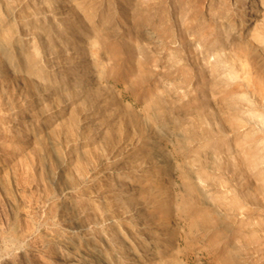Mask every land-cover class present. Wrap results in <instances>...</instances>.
Segmentation results:
<instances>
[{
    "label": "rangeland",
    "instance_id": "rangeland-1",
    "mask_svg": "<svg viewBox=\"0 0 264 264\" xmlns=\"http://www.w3.org/2000/svg\"><path fill=\"white\" fill-rule=\"evenodd\" d=\"M257 27L251 0H0V264H264Z\"/></svg>",
    "mask_w": 264,
    "mask_h": 264
},
{
    "label": "bare ground",
    "instance_id": "bare-ground-1",
    "mask_svg": "<svg viewBox=\"0 0 264 264\" xmlns=\"http://www.w3.org/2000/svg\"><path fill=\"white\" fill-rule=\"evenodd\" d=\"M252 1V3H255V2H258L259 4H262V6H264V0H251ZM256 9V6H253V10H255ZM256 13H254L253 14V16H252V18H257L256 17V15H255ZM209 29V31L208 32H206V34H208V36L207 37H209L211 40L212 39H214V41L212 42V44H211V46L212 47H214L216 44H219V41H221L218 37H219V35L220 34H222V32H221V28H218L217 26H212V27H210V28H208ZM226 33H227V31H226ZM230 34V33H229ZM223 36V35H222ZM251 37H252V41H251V43H264V30L262 31V29L260 28V27H257L256 28V30L250 35ZM213 50H216V48H213ZM218 50V49H217ZM3 73H8L9 72V69H5L4 68V70L2 71ZM259 81L261 82V83H264V74L262 75V76H260L259 77ZM52 177V176H51ZM54 178V177H53ZM57 180V179H56ZM117 186V185H116ZM118 187V186H117ZM116 187V188H117ZM124 189V188H123ZM117 190V189H116ZM123 194H124V192L122 191V189L121 188H118V191H117V195H118V198L120 199V200H122V196H123ZM126 199V198H125ZM118 200V199H117ZM119 201V200H118ZM68 209V208H67ZM63 212V211H62ZM67 213H68V210H67ZM67 213H65V214H67ZM63 214H64V212H63ZM64 214V215H65ZM63 215V216H64ZM70 215V214H69ZM99 215V214H98ZM64 218V217H63ZM71 219V218H70ZM74 219V218H73ZM66 220H68V219H66ZM100 220H102V221H98V223H96V231H98L99 233H101L106 239H111V234H110V232L108 233L107 232V230H106V225L104 224V220L103 219H100ZM63 221H65V220H63ZM72 221V220H71ZM67 222V221H66ZM74 222V221H73ZM72 224V222H69V224ZM81 224V223H80ZM74 225V224H73ZM81 225H83V224H81ZM83 227V226H82ZM68 228H70V227H68ZM85 228V227H84ZM80 229H81V226H80ZM83 229V228H82ZM88 229V228H87ZM95 229V228H94ZM89 230V229H88ZM69 231V230H68ZM72 231H73V229H72ZM72 231H70L69 233H71ZM86 231V230H85ZM109 231V230H108ZM81 232V231H80ZM97 232V233H98ZM76 233V232H75ZM87 232H85V234H86ZM72 234H73V232H72ZM84 233L82 234V236H84L85 235ZM62 236V235H61ZM68 236V235H67ZM79 236V235H78ZM88 236H89V233H88ZM64 237V236H63ZM75 236H71V238H73V239H75V238H78V237H75ZM86 237V236H85ZM65 238V237H64ZM64 238H60L59 236H58V238L56 237V240H55V243H54V245H56V244H58V245H60V246H63L64 247V249L65 248H68V247H70V246H68L69 244H68V242H67V239H64ZM88 238V237H87ZM114 238V237H113ZM18 239V238H17ZM16 239V240H17ZM78 239H81L80 238V236H79V238ZM86 239V238H85ZM14 238H13V241L15 242L16 241ZM71 240V239H70ZM112 240V239H111ZM5 241V240H4ZM78 241V240H77ZM82 241V240H81ZM13 242V243H14ZM17 242V241H16ZM119 242V241H118ZM11 243H12V241H11ZM73 243H76L75 241H73ZM15 244V243H14ZM18 244V243H17ZM20 244V243H19ZM18 244V245H19ZM6 245V244H5ZM16 245V244H15ZM21 245V244H20ZM57 245V246H58ZM72 246L74 245V244H71ZM86 247H87V252H86V254H84V253H82V254H79V253H81V252H77V251H75L76 249H74V253L72 252V256H71V258H70V256H68L70 259H72V264H105L106 263V261L110 258V256L112 255V253H113V251H115L114 250V247L112 246V247H109V249H107V247H106V249H107V253H106V258L103 260V259H99V258H97V256H95V255H97L96 253H97V247H95V245L96 244H94V247H93V244H92V246L91 247H89L88 246V243L86 242ZM11 246V245H10ZM14 246V245H13ZM56 246V247H57ZM105 246H107V245H105ZM15 247V246H14ZM63 247H61V248H63ZM74 247V246H73ZM119 247V246H118ZM53 248H55L54 246H53ZM72 248V247H71ZM70 248V249H71ZM125 248V247H124ZM56 249V248H55ZM54 249V250H55ZM69 249V248H68ZM105 249V250H106ZM117 249V248H116ZM1 250V249H0ZM59 250V247H58V249H57V254H58V252L60 253V257H62V259H65L67 256L65 255L66 254V251L65 250H63L62 249V253H61V251H58ZM86 251V250H85ZM69 252V251H68ZM70 252H71V250H70ZM106 252V251H105ZM69 254V253H68ZM125 252H123V251H120V261L122 260V261H124L125 262V259H126V257L127 256H125ZM98 257H100V256H98ZM113 257V256H112ZM2 258V257H1ZM68 258V259H69ZM60 259V258H59ZM67 259V258H66ZM67 259V260H68ZM69 259V260H70ZM112 259V258H111ZM100 261V262H99ZM114 261V260H113ZM109 263V262H108ZM71 264V263H70Z\"/></svg>",
    "mask_w": 264,
    "mask_h": 264
}]
</instances>
